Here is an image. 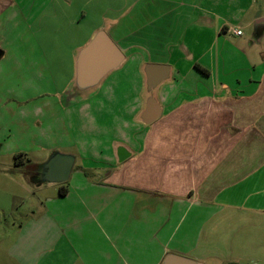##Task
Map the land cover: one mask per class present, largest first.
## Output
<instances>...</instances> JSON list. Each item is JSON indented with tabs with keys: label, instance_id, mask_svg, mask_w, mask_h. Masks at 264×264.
Segmentation results:
<instances>
[{
	"label": "crops",
	"instance_id": "crops-1",
	"mask_svg": "<svg viewBox=\"0 0 264 264\" xmlns=\"http://www.w3.org/2000/svg\"><path fill=\"white\" fill-rule=\"evenodd\" d=\"M62 1L5 2L11 11L54 17ZM108 9L72 49L62 95L96 116L95 142H109L96 144L99 163L80 154L66 192L45 195L15 225L0 264H162L169 253L211 264L217 243L225 248L222 264H264V0H131ZM100 30L123 62L92 92L73 97L77 52ZM148 64L166 71L156 92L160 114L143 124ZM52 99L46 107L62 106L61 97ZM32 118L0 122V135L14 126L20 140L10 152L78 146L66 115L44 124L49 145ZM120 145L129 154L121 162ZM24 166L12 162L11 169Z\"/></svg>",
	"mask_w": 264,
	"mask_h": 264
},
{
	"label": "rangeland",
	"instance_id": "rangeland-1",
	"mask_svg": "<svg viewBox=\"0 0 264 264\" xmlns=\"http://www.w3.org/2000/svg\"><path fill=\"white\" fill-rule=\"evenodd\" d=\"M5 1L7 0H0V50L3 51L0 58V122L3 121L5 126V123L10 124L16 119L14 124H18L30 113L33 115L31 122L34 129L39 128V141L49 145L43 133L44 124L52 118V114L62 117L66 115L78 146L65 147L61 150L56 147L44 150L37 146L38 148L25 152L27 154L25 166L14 171L11 164L14 162V155L19 152H10V147L15 146L20 140L17 138L18 135L15 136L13 133V124L10 125L13 130L9 132L6 128L5 133L0 135L2 137L0 142H6L0 149V249L8 245L12 233L14 236L15 225L37 212L36 203L41 202L45 195L59 189L61 184H41V187L37 188L40 166L50 154L57 151L73 155L76 157L73 168L78 166L80 154H83L90 164L99 163L96 144L100 141L108 143L107 136L96 143L93 138L99 131L96 128V116L89 115L79 104L71 101L67 103L62 91L72 77L69 62L72 49L83 43L94 25L99 22L101 14L107 13L106 16L111 14L108 8L120 7L131 2L95 0L86 5V0H73L69 6L68 0H65L67 3L62 1L55 16L50 17L51 12L48 11L40 14L32 10L11 11V7H8ZM31 1L24 0L25 3ZM93 96L88 95L87 98ZM52 97H61L62 106L46 107L48 101H53ZM79 116L80 118L84 116L86 122L87 116L88 125L85 126V122L80 120ZM30 136L31 134L28 135ZM84 138L91 141L88 142ZM28 139L25 145L33 147L35 142L31 144ZM90 170L95 173L93 167ZM14 180L23 182L27 190L15 186ZM209 254L211 257L208 256V261L211 264H222L225 261L224 245L217 243ZM241 263L252 264L249 260H243Z\"/></svg>",
	"mask_w": 264,
	"mask_h": 264
},
{
	"label": "water",
	"instance_id": "water-1",
	"mask_svg": "<svg viewBox=\"0 0 264 264\" xmlns=\"http://www.w3.org/2000/svg\"><path fill=\"white\" fill-rule=\"evenodd\" d=\"M3 51L0 50V58ZM124 55L121 49L102 30L96 32L90 41L81 48L75 59L74 79L70 85L73 97H83L92 92L102 79L112 70L118 68L123 62ZM156 71L159 73L157 74ZM166 67L163 65L148 64L143 70L145 76L144 110L138 119L143 124L153 122L160 114L156 104L158 86L165 81ZM117 161L121 162L128 157L123 146L116 147ZM71 154L54 151L42 163L39 172V183L62 184L67 182L74 164ZM162 264H198L196 261L179 256L167 254Z\"/></svg>",
	"mask_w": 264,
	"mask_h": 264
},
{
	"label": "trees",
	"instance_id": "trees-1",
	"mask_svg": "<svg viewBox=\"0 0 264 264\" xmlns=\"http://www.w3.org/2000/svg\"><path fill=\"white\" fill-rule=\"evenodd\" d=\"M26 156H27V154H24V153H19V154L14 155L15 165H20V164L24 163L25 160H27ZM65 192H66V186H65V184H61L59 186L58 193H59V195H63ZM228 264H232V263H228Z\"/></svg>",
	"mask_w": 264,
	"mask_h": 264
},
{
	"label": "built area",
	"instance_id": "built-area-1",
	"mask_svg": "<svg viewBox=\"0 0 264 264\" xmlns=\"http://www.w3.org/2000/svg\"><path fill=\"white\" fill-rule=\"evenodd\" d=\"M231 33L235 36H240L241 35V31L238 27L235 28H231Z\"/></svg>",
	"mask_w": 264,
	"mask_h": 264
}]
</instances>
